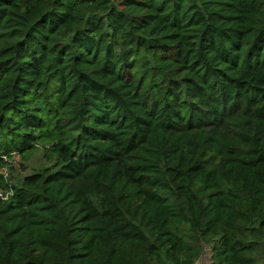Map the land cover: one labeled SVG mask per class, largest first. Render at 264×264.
<instances>
[{
	"label": "trees",
	"instance_id": "1",
	"mask_svg": "<svg viewBox=\"0 0 264 264\" xmlns=\"http://www.w3.org/2000/svg\"><path fill=\"white\" fill-rule=\"evenodd\" d=\"M40 145L0 264H264V0H0V169Z\"/></svg>",
	"mask_w": 264,
	"mask_h": 264
},
{
	"label": "rangeland",
	"instance_id": "2",
	"mask_svg": "<svg viewBox=\"0 0 264 264\" xmlns=\"http://www.w3.org/2000/svg\"><path fill=\"white\" fill-rule=\"evenodd\" d=\"M40 146L29 160L23 159L20 155H14L12 159L6 160L8 161L7 165L0 169V173L12 186H20L26 176L50 166V163L44 158V148L42 145ZM206 246H203L204 251L199 264H212L211 250Z\"/></svg>",
	"mask_w": 264,
	"mask_h": 264
},
{
	"label": "built area",
	"instance_id": "3",
	"mask_svg": "<svg viewBox=\"0 0 264 264\" xmlns=\"http://www.w3.org/2000/svg\"><path fill=\"white\" fill-rule=\"evenodd\" d=\"M11 196H12V192H5V191L0 190V200L7 201ZM206 247H208V246H206ZM212 264H213V262H212Z\"/></svg>",
	"mask_w": 264,
	"mask_h": 264
}]
</instances>
